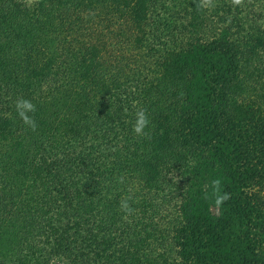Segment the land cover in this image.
<instances>
[{
  "label": "trees",
  "instance_id": "trees-1",
  "mask_svg": "<svg viewBox=\"0 0 264 264\" xmlns=\"http://www.w3.org/2000/svg\"><path fill=\"white\" fill-rule=\"evenodd\" d=\"M213 3L0 0V264H264V0Z\"/></svg>",
  "mask_w": 264,
  "mask_h": 264
},
{
  "label": "clouds",
  "instance_id": "clouds-1",
  "mask_svg": "<svg viewBox=\"0 0 264 264\" xmlns=\"http://www.w3.org/2000/svg\"><path fill=\"white\" fill-rule=\"evenodd\" d=\"M242 0H233L234 4H240ZM215 7L213 0H200L198 8H211ZM16 111L24 124L35 130L37 127L36 121L30 113H35L36 105L30 100L20 98L15 103ZM136 119L133 124V132L138 136H145L147 133L145 129L150 124V119L146 109H140L135 113ZM211 192L205 193V199H211L215 207H221L226 201L231 198V193L223 191V181L220 178H215L210 182ZM131 198L122 199L119 202V208L126 215H131L134 212L129 200Z\"/></svg>",
  "mask_w": 264,
  "mask_h": 264
},
{
  "label": "rangeland",
  "instance_id": "rangeland-1",
  "mask_svg": "<svg viewBox=\"0 0 264 264\" xmlns=\"http://www.w3.org/2000/svg\"><path fill=\"white\" fill-rule=\"evenodd\" d=\"M24 1H26V2H30V1H33V0H24ZM140 19H142V18H140ZM137 39H139V38H137ZM139 40H141V39H139ZM53 264H62V263L54 262Z\"/></svg>",
  "mask_w": 264,
  "mask_h": 264
}]
</instances>
